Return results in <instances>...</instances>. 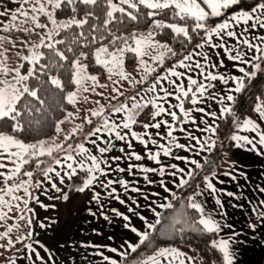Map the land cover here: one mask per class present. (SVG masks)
<instances>
[{
  "label": "snow or ice",
  "instance_id": "6c2138e0",
  "mask_svg": "<svg viewBox=\"0 0 264 264\" xmlns=\"http://www.w3.org/2000/svg\"><path fill=\"white\" fill-rule=\"evenodd\" d=\"M196 38L199 42L190 50ZM262 64L264 0H0V256L21 243L16 251L29 264H57L55 254L33 240L39 235L34 220L41 229L56 221L39 220L34 205L55 209L41 196L66 203L70 192L88 191V203H95V210L87 208L89 216L109 223V213L120 217L137 238L118 246L81 245L95 249L92 255L102 264H195V256L181 248L161 246L162 240H183L189 231L207 234L217 264H236L240 233L221 236L225 227L234 226L221 224L197 200L205 191L217 192L215 171L203 176V189L196 185L191 193L179 194L174 189L192 187L196 169H203L192 156L216 147L212 136L218 133V120L232 117L236 128L254 132L258 140L235 133L230 139L236 147L250 145V151L264 155L260 123L241 121L230 103L233 92L241 93L246 80L264 71ZM218 83L234 87L218 88ZM129 89L133 94L127 95ZM147 109L145 123L139 117ZM254 112L264 121V99ZM137 125L143 131H135ZM41 134L45 138H38ZM117 141L124 145L120 155H110ZM133 141L143 146V154ZM162 157L180 163L165 164ZM145 159L156 167L135 163ZM137 172L162 191L145 193L137 181L119 175ZM120 190L126 196L139 193L145 204L132 196L127 203ZM258 191L264 194V187ZM105 198L125 205L142 224L134 225L117 208H106ZM259 203L264 207V200ZM215 204L223 209L219 198ZM189 210L198 217H190ZM252 211L257 222L248 227L254 239L258 227L264 228V210ZM4 264H17V257H6Z\"/></svg>",
  "mask_w": 264,
  "mask_h": 264
},
{
  "label": "crops",
  "instance_id": "0c3cea01",
  "mask_svg": "<svg viewBox=\"0 0 264 264\" xmlns=\"http://www.w3.org/2000/svg\"><path fill=\"white\" fill-rule=\"evenodd\" d=\"M228 63L231 68V62ZM231 71L236 75H240V73L235 72V69H231ZM217 87L228 88L234 87V85L230 83L225 86L218 83ZM232 94L236 97L238 93L233 92ZM230 103L232 106L233 102ZM165 106L167 107V105ZM212 107L213 109H216L217 105L213 103ZM257 117L258 114L253 120L260 123L261 130H264V121L258 120ZM163 118L168 119V117ZM148 120L149 116L145 120V123L148 122ZM185 127L191 128L192 126L186 125ZM134 130L137 132L143 131L142 128H134ZM149 131L154 132L155 130L150 129ZM161 131H163V129H161ZM233 133L258 140V137H256L254 132L245 131L242 128L238 129L235 127L231 135ZM176 135L179 137L181 143L185 142L183 134L177 132ZM197 135H200V133H197ZM133 144L135 145V150L143 154V146L136 144L135 141H133ZM117 145V149L110 155H120L119 147L124 145L119 141H117ZM235 145L236 142L231 140V150L222 153V156L217 161L219 163L217 165L222 169L220 172L215 171L216 176L213 178V183L217 188V192L211 193L210 191H205L202 196L197 197V200L203 201L205 210L212 212L214 217L221 224H231L234 226L231 230L225 227L224 231L220 234L221 236L230 234V232L240 233L238 239L241 243L234 245V248L238 252L236 264H264V228L258 227V230L255 233V238L253 239L251 229L248 227L250 223L257 222L256 214L252 211V209L256 207L264 210V207H262L259 203L261 200H264V194L258 191V188L264 187V155H258L255 151H250V145H243L242 147H236ZM258 147L261 146L258 145ZM176 151L180 155H191L179 150ZM225 153H227V156H225ZM206 154L207 151H204L200 153L199 156H192V158L197 159L202 165H204L206 164ZM224 156L226 158L225 166L220 165V161ZM161 159L165 164L169 162L180 163L178 161H170L169 158L162 157ZM135 163H143L145 166L156 167L154 162L148 161L147 159ZM120 166H124L123 161ZM180 166L184 167L183 164ZM225 172H231L232 176H235L236 179L233 180L232 176L224 175ZM119 175L127 180L137 181L138 183H136L135 186L140 187L145 193L150 194L152 191H162L156 184L147 185L142 179V173L137 172L135 176H129L126 173H121ZM113 178H115V174H113ZM153 178L156 180L159 179V177L155 176ZM116 187L119 189L118 185H116ZM203 188L204 182L200 185V189ZM174 190L177 191L178 189ZM228 192H232L235 195L228 196ZM69 195L70 199L66 203L62 201H48L46 197L41 196V200L44 201V203L56 204L55 209L45 211L38 205H34L39 220L44 221L46 224L49 221L45 220V217L56 221V223L51 224L50 227L41 229L38 227L36 220H34V233H39V235H34L33 240H39L41 243H44L55 254L54 259L57 264H89V262H91V264H102L100 257L92 255V253L96 251L95 249H85L81 245L85 243H96L118 246L130 237L133 240L137 239L134 234L124 228L123 225L126 222L120 217H116L109 213L111 218V222L109 223L108 221H104L102 217L93 218L89 216L87 208L91 207L95 210V203H88L91 195L90 192L86 191L81 194L73 191L70 192ZM120 195L121 198L126 199V201L127 196H132L137 198L138 203L142 206L145 204V201L139 193L129 192L126 196L123 190H120ZM216 198H219L222 201L223 209L215 204ZM105 200L106 208H117L129 215L134 225L139 227L142 224L138 217L132 216L131 213L127 212L125 205H120L115 200H108L107 198H105ZM127 203L130 204L131 202L127 201ZM139 210L143 212V208ZM148 215L151 217L150 213ZM9 223H13V221H9ZM21 223L23 224V222ZM94 229L95 231H93ZM0 231H3V229L0 228ZM22 231H26V229L22 228ZM13 235H15V233ZM109 236H112L113 240H108ZM60 245H64V247H60ZM34 247L37 246L34 244ZM22 248L23 244L17 243L14 249L11 251H5L4 256H0V264H4L5 258L9 256L17 257V264H29V261L24 258V253H18L16 251V249ZM40 251L41 255H45L43 250ZM105 254L115 257V254L107 253L106 251ZM85 257H87V259H85ZM195 264L199 263L195 261Z\"/></svg>",
  "mask_w": 264,
  "mask_h": 264
},
{
  "label": "trees",
  "instance_id": "16d2710c",
  "mask_svg": "<svg viewBox=\"0 0 264 264\" xmlns=\"http://www.w3.org/2000/svg\"><path fill=\"white\" fill-rule=\"evenodd\" d=\"M247 2H251V0H247ZM199 42V38H196L193 41L192 45H189V49L191 50V48L194 46L195 43ZM167 63H171V62H167ZM167 66V64H166ZM245 89L241 92L238 93L235 97L234 102L232 103V107H233V111L236 114L237 117L240 118V120L242 121L243 119L247 118V116H253V112H254V107L255 104L261 100L264 99V87L263 89L259 88V84L263 83L264 84V74L260 73L258 75V77H255L253 80H246L245 81ZM69 109H71V106H69ZM148 111V109L146 110V112ZM149 113V112H148ZM58 115V114H56ZM148 114L146 118H141V120H146L148 118ZM62 118V117H60ZM219 124V129H218V133L216 135V140L218 141L219 137H223L225 138V140L227 141L226 144H223V151L220 153H215L211 152L210 154L211 157L213 156L217 161L220 159V157L222 156L221 154L223 152H227L231 150V133L234 131L235 129V125L233 122V118L229 117L226 120H219L218 121ZM140 126H137V128ZM47 132L48 135H53L54 132L52 131L51 128H48L45 130ZM38 138H45L44 134H41ZM210 157V158H211ZM209 158V160H210ZM208 159V158H207ZM217 161H213L211 164L208 163L207 171H205V173H202L201 170L202 169H196V172L198 173V175L195 177L194 180H192L190 183L192 185L191 188H186L183 190L178 189L177 192L182 193H191L192 190L196 189V185H201L203 183V176L208 172L209 169H211L212 171H218L220 172L222 169L220 168V166H218L216 163ZM204 166V165H203ZM188 215L190 217H192L193 219L198 217V214L194 212V210H189ZM164 243V241H161V246L165 245L162 244ZM171 245L177 246L179 248H181L182 250L188 252L190 255H194L196 260L199 264H206L207 261L211 260L213 262V264H217V254H215L213 251L209 250V245H210V240L207 236V234L205 235H201L200 233H196V232H187L185 234V238L182 240L179 236L173 238V241L171 242ZM150 251V250H149ZM135 255V254H133Z\"/></svg>",
  "mask_w": 264,
  "mask_h": 264
},
{
  "label": "rangeland",
  "instance_id": "374dc122",
  "mask_svg": "<svg viewBox=\"0 0 264 264\" xmlns=\"http://www.w3.org/2000/svg\"><path fill=\"white\" fill-rule=\"evenodd\" d=\"M262 69H264V64H262ZM248 68H249V70L250 71H254V69H251L250 68V66H248ZM128 71H132V69L131 68H128ZM260 73H263L264 74V71H260V72H257L256 73V75L254 76V77H251L250 79H248L249 81L250 80H253L255 77H258V75L260 74ZM137 78H138V76H137ZM246 84V83H245ZM125 87H128L127 86V84H125ZM263 87H264V84L263 83H261V84H259V88L260 89H263ZM133 91L134 90H132V89H129V91H128V93H127V95H131V94H133ZM121 100H123L124 98L123 97H121L120 98ZM104 101H102V103H103ZM259 102V101H258ZM90 105H87V106H85V107H89ZM150 111V109H148V111L146 112V110H145V112L139 117V120L143 117V118H146L147 117V114H148V112ZM81 115H83V111L81 112ZM257 115V113H255V112H253V116H247V118H251V119H254V117ZM142 122H145V120L143 121V120H141ZM77 122H79V121H77ZM137 126H139V125H137ZM137 126H134V128H136V129H139V128H141V127H138L137 128ZM65 127H71L70 125H66ZM212 139H214V140H216V136H212ZM227 143V141L225 140V138H223V137H219L218 138V141L216 140V147L215 148H213V149H211V150H209V151H207V154H206V164H204V166H203V169L201 170V172L202 173H205V171H207V169H205V168H207V166H208V163L209 164H211L213 161H217L213 156L211 157V155H213V154H210L211 152H214V154L215 153H220V152H222L223 151V147H224V145L223 144H226ZM210 152V153H209ZM224 153V152H223ZM225 156H227V153H225ZM225 156L221 159V161H220V165H223V166H225V162H226V158H225ZM211 157V158H210ZM208 158V159H207ZM209 158H210V160H209ZM216 164H219L218 162L216 163ZM162 241H164V243H162V244H165V245H171L172 243V241H173V239H171V240H162ZM165 245H162V246H165ZM172 246H174V245H172Z\"/></svg>",
  "mask_w": 264,
  "mask_h": 264
}]
</instances>
